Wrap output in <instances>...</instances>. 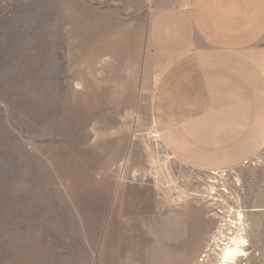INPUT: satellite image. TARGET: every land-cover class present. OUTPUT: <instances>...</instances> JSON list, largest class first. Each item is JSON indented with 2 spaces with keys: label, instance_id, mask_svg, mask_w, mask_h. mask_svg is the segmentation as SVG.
<instances>
[{
  "label": "rangeland",
  "instance_id": "374dc122",
  "mask_svg": "<svg viewBox=\"0 0 264 264\" xmlns=\"http://www.w3.org/2000/svg\"><path fill=\"white\" fill-rule=\"evenodd\" d=\"M157 9L0 0V264H264V143L204 170L154 127ZM251 55L264 70V36Z\"/></svg>",
  "mask_w": 264,
  "mask_h": 264
},
{
  "label": "crops",
  "instance_id": "0c3cea01",
  "mask_svg": "<svg viewBox=\"0 0 264 264\" xmlns=\"http://www.w3.org/2000/svg\"><path fill=\"white\" fill-rule=\"evenodd\" d=\"M149 41L161 56L152 120L184 165H240L264 143V0H156Z\"/></svg>",
  "mask_w": 264,
  "mask_h": 264
},
{
  "label": "bare ground",
  "instance_id": "6f19581e",
  "mask_svg": "<svg viewBox=\"0 0 264 264\" xmlns=\"http://www.w3.org/2000/svg\"><path fill=\"white\" fill-rule=\"evenodd\" d=\"M239 217H241V214H239ZM245 243V239L241 234H237L230 238V241L227 245L223 246L220 252V259L222 262H232L234 261L238 256L242 255L243 249L242 246ZM233 263V262H232Z\"/></svg>",
  "mask_w": 264,
  "mask_h": 264
},
{
  "label": "built area",
  "instance_id": "2783aa9c",
  "mask_svg": "<svg viewBox=\"0 0 264 264\" xmlns=\"http://www.w3.org/2000/svg\"><path fill=\"white\" fill-rule=\"evenodd\" d=\"M200 260H202V259H200Z\"/></svg>",
  "mask_w": 264,
  "mask_h": 264
}]
</instances>
